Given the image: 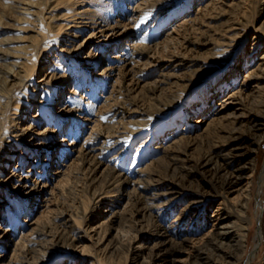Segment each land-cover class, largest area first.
<instances>
[{
	"label": "rangeland",
	"instance_id": "rangeland-1",
	"mask_svg": "<svg viewBox=\"0 0 264 264\" xmlns=\"http://www.w3.org/2000/svg\"><path fill=\"white\" fill-rule=\"evenodd\" d=\"M235 1L56 0L58 6L53 10L60 18L56 23L79 17L77 21L88 25L77 30V37L63 35V41L74 40L69 50H62L60 40L56 48L38 59L34 79L16 85L7 115L18 111L12 115L21 116L17 120L21 127L30 126L28 138L15 139L12 146L18 145L19 152L15 150L10 161L0 160L4 168L0 172L6 176L13 171L32 175H24L28 185L19 189L0 185V260L4 264H26L20 261V249L13 246L31 239L44 240L42 246L32 243L43 249L42 255H36L39 264H92L82 258L90 253L121 264L124 255L116 248L117 234L137 224L145 231L137 238L133 230L128 240L135 246L138 241L152 244L144 214L152 200L146 198L145 191L151 193L153 186L165 190L167 183L176 185L177 191L168 193L173 194V201L157 221L161 227L175 224L170 229L179 231L174 236L176 254L186 256L180 241L185 236L195 237L193 229L209 221L212 208L201 211L195 219L189 216L176 227L173 220L182 206L195 198L196 180L192 177L184 185L178 184L180 179L169 165L177 154L189 163L197 161L212 143L219 141L221 145L231 129L242 127L246 116L240 112L248 109L249 100L245 107L232 104L228 110L220 108L225 97L238 89L246 73L243 69L251 68L254 63L250 61L264 52V40L259 50L251 52L250 48L264 17L242 23L245 34L235 55L223 50L224 40L235 32L233 25L243 14L244 6ZM5 5L7 0H0V38L10 37L15 45L30 41L34 46L31 51L39 52L43 44L30 38L34 21L10 16ZM258 5L263 6L264 0ZM74 7L84 14L76 16ZM252 12L253 16L257 13ZM92 32L95 35L90 36ZM102 35L104 40H100ZM53 67L66 72L69 79L64 82L63 75L45 84L44 73ZM28 83L32 85L26 88ZM40 130L45 132L40 134ZM50 135L51 142L47 140L38 149L33 146L37 139ZM257 157L249 230L252 236L248 253L239 264H245L264 241V236H259L257 217V202L264 196L259 181L264 142ZM107 167L127 180L109 189L108 196L98 203L93 199L92 186H103L102 169ZM151 176L166 183H151ZM208 178L201 179L207 188ZM80 207L88 210L83 218L87 231L80 232L73 246L62 241L54 245L60 216L76 213ZM260 214L264 231V210ZM263 261L264 253L256 264Z\"/></svg>",
	"mask_w": 264,
	"mask_h": 264
},
{
	"label": "bare ground",
	"instance_id": "bare-ground-1",
	"mask_svg": "<svg viewBox=\"0 0 264 264\" xmlns=\"http://www.w3.org/2000/svg\"><path fill=\"white\" fill-rule=\"evenodd\" d=\"M39 2H41L40 5L32 0H7V6L5 5L6 8H10V16H17L23 21H34V26L32 27L34 34L30 38L33 39L35 37L43 45L39 52L34 53L31 51L34 46L29 44L30 41L24 42L25 44H21L19 41L18 45H15L10 37L7 40L0 38V160L10 161L15 150L19 152L18 145L12 146L15 139L24 140L28 138L27 131L30 126L21 127V122L18 123L17 121L21 119V116L12 115L18 113V111L15 110L7 115L16 96V85L21 82L25 84V81L29 78L34 79L38 71V59L47 51L56 48L58 46L57 43L61 42L63 35L68 34L71 37H77L79 35L77 30L84 29L88 25L84 21H77L76 18L79 17H73L71 19L73 21L56 23V20L60 18L53 9L58 6V2L56 0H39ZM258 2L259 0H236L234 2L236 5L244 6L243 14L239 21H236L233 25L235 27L233 29H236L235 32L230 35L228 41L227 38L225 39L226 41L224 40V51L235 55L239 50V40L245 34L242 29V23L255 22V20H261L264 17V5L259 6ZM254 10L257 13L253 16L252 11ZM72 11L75 12L76 16L84 14L83 10L81 11L77 7H74ZM39 24H42V27H39ZM252 26L254 27V25ZM99 31L104 33L106 28H101ZM93 35H95V32L90 34V36ZM103 36L100 37V40H104ZM54 37H57L56 40H54ZM263 40L264 21L261 27L256 29L252 37L251 52L259 50ZM68 41L69 43L66 40L63 41L62 50H69V47L74 44L73 38ZM245 62L244 65H246ZM251 63H254L251 68L243 69L246 73L239 82L238 89L225 97L220 108L221 110H228L233 107L232 104L237 107L249 105L247 110L240 112V115L246 116L241 121L242 127L235 126L231 129L226 140L221 145H219V141L212 143L206 154L197 161L189 163V160L177 154L173 163L169 165L174 174L180 179L178 184L184 185L192 177L196 180L195 198L182 206L179 214L173 220L176 223V227H179L189 216H194L193 219H195L201 211H205L206 208H212L209 221L204 220L193 229L192 232L195 237L190 239L189 237L185 238L187 237L185 236L182 238L183 240L180 242H183L182 247L186 256H181V253L177 255V249L174 246V236H177L178 228L170 229L175 226L173 223L168 228L161 227L157 221V217L165 215V207L172 203L173 196L171 195L177 191L176 185H168L167 183L165 190L162 191L153 186L151 193L144 190L146 198L152 200L146 204L147 209L144 213L148 221L149 231L153 236L151 238L152 244L145 245L142 241H138V245L135 246L128 240L132 237L131 233L133 230L135 232L134 237L137 238L145 231L144 228L137 224H133L130 228L124 229V231L120 230L122 234H117L119 243L116 248H119L124 255V261L121 264H239L238 262L248 253L252 236L249 230L253 222L251 202L254 198V178L258 171L257 153L264 142V52L260 55L257 53L256 60L254 62L250 61ZM62 71L61 69L57 70L55 67L50 68L44 73L43 82L45 84L49 83L51 80L63 75L66 76L64 82L67 81L70 76ZM250 81L253 83L252 85H250ZM31 85V83H28L26 88ZM247 89L249 92L246 93ZM237 94L240 97H236ZM246 100H249L247 105ZM44 130H40L39 133H44ZM44 136H46V133ZM47 140H53V135L37 139L33 146L38 149L41 145L46 144ZM2 169L4 170V168L0 170ZM102 172L105 173L104 178L100 179L105 181L103 186H92L94 190L93 199H97L95 202L98 203L108 196L109 189L118 186L119 184L117 183L127 180L120 174L114 173L108 167L103 168ZM106 172L109 173L106 175ZM25 174L27 176L32 175L31 172L25 173L22 171L19 173V171H13L6 176L0 172V185L6 183L7 187L12 186L19 189L22 185H28L23 181ZM18 175L20 180L15 179ZM206 175L209 176L208 188L201 180L206 178ZM149 181L161 184L165 182V180L156 178V176H151ZM259 181L260 192H263L264 163ZM40 187L41 185L38 188ZM169 192H173V194L168 195ZM263 208L264 196H261L257 202V217L260 221L259 236L261 239L264 236L260 214L264 210ZM87 213V207L84 209L80 207L76 213L60 216L61 220L56 223V232L54 231L53 235L55 238L54 245H59L62 241L68 246H73L75 239L81 237L80 232L86 230L83 218ZM122 235L126 236V238H122ZM1 239L2 234H0ZM69 239L70 241H68ZM43 241V239H31L25 242L17 241L13 249L19 248L20 252H22L20 261L26 264H39L40 260L36 255L41 254L43 249L35 248L32 243L35 242L37 246H42ZM263 253L264 241L262 240L261 247L259 248L258 246L256 252L251 253L245 264H256L257 259ZM84 255L82 258L90 259L92 264H117L112 259L105 260L102 256L95 253ZM0 264L4 263L0 260ZM259 264H264V261Z\"/></svg>",
	"mask_w": 264,
	"mask_h": 264
},
{
	"label": "snow or ice",
	"instance_id": "snow-or-ice-1",
	"mask_svg": "<svg viewBox=\"0 0 264 264\" xmlns=\"http://www.w3.org/2000/svg\"><path fill=\"white\" fill-rule=\"evenodd\" d=\"M104 119H106V117Z\"/></svg>",
	"mask_w": 264,
	"mask_h": 264
}]
</instances>
